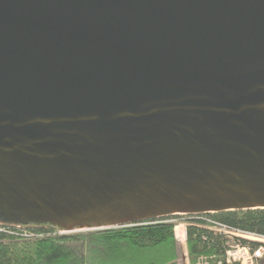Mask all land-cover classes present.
I'll return each mask as SVG.
<instances>
[{
    "label": "water",
    "instance_id": "water-1",
    "mask_svg": "<svg viewBox=\"0 0 264 264\" xmlns=\"http://www.w3.org/2000/svg\"><path fill=\"white\" fill-rule=\"evenodd\" d=\"M258 208L264 0H0L3 223Z\"/></svg>",
    "mask_w": 264,
    "mask_h": 264
},
{
    "label": "trees",
    "instance_id": "trees-1",
    "mask_svg": "<svg viewBox=\"0 0 264 264\" xmlns=\"http://www.w3.org/2000/svg\"><path fill=\"white\" fill-rule=\"evenodd\" d=\"M186 218L188 263L236 264L227 260L228 234L212 230L206 216L234 231L264 237V209L173 215L157 222L115 229L58 234L57 228L0 220V264H180L182 231L175 218ZM258 249L262 242L235 238ZM184 243V242H183Z\"/></svg>",
    "mask_w": 264,
    "mask_h": 264
},
{
    "label": "built area",
    "instance_id": "built-area-1",
    "mask_svg": "<svg viewBox=\"0 0 264 264\" xmlns=\"http://www.w3.org/2000/svg\"><path fill=\"white\" fill-rule=\"evenodd\" d=\"M207 214V213H204ZM206 225L212 229V230H217L221 233H224L225 235L228 234L229 237L232 236H237L236 234L239 233V235L245 238H249L250 241H254V242H258V240H260L261 238H264L262 236H258L256 234H251V233H244L242 231H234L231 228H229L226 224L224 225L223 223L219 222L216 219H213L209 216H206ZM57 233L60 234H71V233H75L78 231H71V232H67L64 230H59L57 229ZM248 239V240H249ZM231 246V245H230ZM233 246H231V249L228 250L227 254V260L229 262L232 263H236V264H260V259L263 257L264 255V246L261 245L259 246L258 249H252L249 245H241L240 242L238 241V244L236 247V249L232 248ZM208 264V263H207Z\"/></svg>",
    "mask_w": 264,
    "mask_h": 264
},
{
    "label": "rangeland",
    "instance_id": "rangeland-1",
    "mask_svg": "<svg viewBox=\"0 0 264 264\" xmlns=\"http://www.w3.org/2000/svg\"><path fill=\"white\" fill-rule=\"evenodd\" d=\"M175 222L177 223V226L175 227V229L177 228V227H179L180 226V230L182 231V241L184 242H181L180 241V243H181V252H182V255H181V258H180V260H179V263L180 264H190V263H188V252H187V244H186V241H185V228H186V218L184 217V216H181V217H179V218H175ZM83 231V230H82ZM82 231H80V232H75V233H82ZM237 236H232V237H230L229 239H230V245L231 246H233L232 248H233V250H234V248L236 249V247L235 246H237V244H238V240L237 239H235V238H237V237H239V238H243V239H249V238H245V237H241L240 235H239V233H237L236 234ZM250 240V239H249ZM262 242V243H264V238H261L260 237V240H258V242ZM184 256H186V258H184ZM260 264H264V255H263V257L260 259Z\"/></svg>",
    "mask_w": 264,
    "mask_h": 264
},
{
    "label": "crops",
    "instance_id": "crops-1",
    "mask_svg": "<svg viewBox=\"0 0 264 264\" xmlns=\"http://www.w3.org/2000/svg\"><path fill=\"white\" fill-rule=\"evenodd\" d=\"M176 230V229H175ZM185 230H186V228H185ZM185 235H186V231H185Z\"/></svg>",
    "mask_w": 264,
    "mask_h": 264
}]
</instances>
